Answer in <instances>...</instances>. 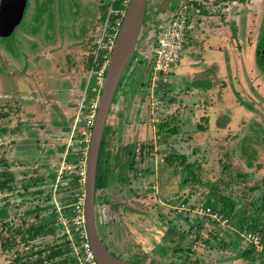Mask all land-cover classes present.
Wrapping results in <instances>:
<instances>
[{
  "label": "rangeland",
  "instance_id": "1",
  "mask_svg": "<svg viewBox=\"0 0 264 264\" xmlns=\"http://www.w3.org/2000/svg\"><path fill=\"white\" fill-rule=\"evenodd\" d=\"M47 1L49 7L45 9L39 7L37 11L30 9V5H28L29 8L26 9L23 21L17 27L13 37H0V44L6 50L16 48L21 52V55L19 54L16 57L12 53L4 52L0 57V61L8 65V69L5 68L4 77L0 79V87H5V91H3L7 95L4 101H0L2 104L0 105V113L3 114V120L4 118L6 120L3 122L1 119L0 122L7 124L10 128H14L19 123V127L22 128L16 134L9 135L8 151L6 149V153L2 150V153L0 150V155L7 156L9 160L17 154L20 150L19 147L32 145L41 148L40 154L39 150L34 151V153L41 155L39 160V157L31 158L30 156L20 159L17 155V159L26 161V164L19 163L20 172L15 174L17 181L13 185L14 189L20 186V189L25 192L23 199L17 200L15 204L11 200L7 202L0 201V207L7 206L9 215L6 219H9L10 224L8 231H3V234L0 233L3 237H10L16 231L14 236L17 235V239H21V235L17 233V230L22 227L26 217L25 211L28 209L37 205L46 208V210L42 209L44 212L39 213V218H36L34 214L28 218L32 223L36 221L35 219H42L53 213L56 206L52 192L54 184L52 176L58 173L60 163L65 155V153H62L61 147H71L74 153L85 149L81 143V140H83L82 128L76 126L75 129L74 122H72L68 125V131H64V125L60 122L63 117L68 121L75 116L77 99L81 96L80 84L87 75L85 60L87 54L91 53L94 42V40L86 42V37H89L90 34L94 37L101 27L103 20H100L99 5L102 1ZM106 1L103 0V2ZM174 1L177 0H153L150 2V4L154 3V7L148 4L145 29L146 25H148L147 29L150 28V30L156 28L159 23V18L156 17H159L158 15L163 6L165 5L164 10L168 8L173 10V8H176L172 3ZM215 1H207L206 5L209 6L210 10H223L225 12V9L230 8V14L226 13L229 20H221L224 14L218 18L219 25L224 24L229 27L230 22L234 21L238 26L237 30L242 35L238 36L235 41L233 40V44L228 43L227 45L226 52L231 57L226 56V60H223V64L227 62L225 65L227 67L226 70L223 69L224 73L220 76L226 78V80H220V77L215 80L216 87L212 89L214 91L212 96L206 90L208 84L202 83L201 88L191 87L196 83L199 84L196 79L210 77V74L208 75L210 68L207 69L208 65L204 63V60L197 59V55L191 57L189 63L186 66L184 65L185 68L189 69L188 73L176 74L174 79H171V86L167 88L164 86L157 92L158 96L164 93L161 99L163 102L159 105L160 120L153 117L152 107L149 101L146 100L148 95H145L140 84L135 96L130 95L129 91L132 88L130 86L127 89L129 92L128 97H126V90L123 86L118 88L115 96V101H123L120 106H125L123 110L125 122L122 125L123 137L121 139L119 131L115 133L117 119L112 117L110 124L114 128L111 132L109 147L113 149L114 153L118 154L120 147L125 143L134 144L137 142L135 144L138 145L144 142L145 144H153L151 146L152 154L145 158V162H141L140 165L142 168L148 167L149 172L139 174L136 179V182H140L142 185L141 189H138L140 194H131L137 199L132 208L141 212L135 216L132 214L131 217H128L130 214L127 212V216L123 217L120 223H114L115 225L108 230V239L106 236L107 230L102 226L98 217L99 232L103 241L120 258L140 264H186L184 262L185 254L182 251L176 252L172 248L174 242L170 243L167 239L166 251L161 252V248L156 242L145 241L148 245V248H146L145 242L143 243L140 237L143 236V228L151 230V227H155L154 229L160 234L159 231L168 226L167 220L171 221L170 219L174 215V206L177 204L175 202L177 199L172 198L178 197V201H180L188 197L189 193L194 192L192 185H181L184 177L181 173L183 165H180L176 172L175 168L166 166V163L162 160L166 155L174 152L186 155L188 162L200 163L204 177L212 181H217L222 175L223 168H227V173L230 170H235L236 173L239 172L244 177L245 181L253 178L258 184H261L262 175H264V70L261 71L256 61V49L259 39L260 45L264 42V12L261 14L262 21L259 27L261 37H259L257 34L258 15L256 11L257 8L263 7L264 0H242L239 5L233 3L229 6H227L228 2L220 3V1V5L216 6L213 4ZM30 2L31 0H29V4ZM169 3L171 4L169 5ZM108 9L106 12H108ZM29 15L35 16L28 18ZM214 17L213 14H209L208 21L214 19ZM37 22L40 23L38 27H36ZM198 24L199 21L196 25ZM45 25L49 28L40 30L39 38L30 37L29 35V39L22 35L14 38L18 32H21L20 30L29 31L35 28L39 29ZM210 25L209 28L214 26L211 23ZM246 28H250L249 34L246 32ZM202 32L203 30L198 34ZM145 35L146 33L142 37H145ZM140 48L141 46H139V50L143 49L144 46ZM1 51H4V49L2 48ZM141 52L143 53V50ZM190 52L192 53L193 50H190ZM46 55H48V59ZM184 58H186V55L183 56ZM141 65H144L143 62L136 67L131 79L135 78ZM23 67L26 68L25 72L21 71ZM141 70L140 81L149 74L148 70L145 75L146 65L143 68L141 67ZM181 70L182 68H180ZM20 72L25 76L23 78L25 80V91H33L36 97L37 92L35 90L38 91L39 87H43L41 91L45 90L43 92L45 96L40 95V97H43V101L29 99L22 101L17 98L16 77L20 76ZM6 79L7 82L10 81L9 86ZM131 86H135L133 81ZM200 89L201 91H199ZM0 92L2 91L0 90ZM125 97L128 99H126L127 101H125ZM73 102L76 104L73 105ZM174 127L177 128L176 132L171 131ZM30 133L32 135H28ZM31 148L28 147L29 150ZM46 151H52V153L50 152L51 154L46 156ZM251 162L254 163L253 166H250ZM118 171L121 172V169ZM225 176L229 178L228 174ZM36 177H39L36 181L31 180ZM22 183H28L29 187H25L23 190ZM152 185H157L160 193L156 191V188L153 187L152 189ZM146 186H149V188L145 189ZM115 188L116 186L113 191H117ZM201 190L191 195L189 203H199L205 200V189ZM77 191L78 189L69 183V185L58 191L56 195L58 202L60 204L70 202ZM109 191L111 192L112 189L110 188ZM226 194H231V197L245 202L236 185L232 186L231 190H227ZM113 198L119 199L115 197V194H113ZM21 202L22 206L20 208L16 206ZM191 206L187 204L189 210L192 209ZM40 214L46 216L40 217ZM251 215L250 220L255 218V211H252ZM241 223L236 218L229 225L240 230L242 229ZM242 224L247 226V223ZM208 227L210 228V225ZM186 228H177L178 234L176 237L182 240V245L185 244L184 246L192 248L190 257L194 262H187V264H196L197 262L198 264H261L264 261L262 258L264 252H262V255L256 254V256L254 255L248 259L244 257L242 251L248 254H254L255 251L248 248L243 240H240L235 233L230 232L222 225L211 227L213 230L217 228L220 233L222 232V235L218 231H215L214 235L209 232L211 229L203 226L198 228V234L194 232L189 235L185 231ZM112 231H116L120 235L125 234L126 231L127 234L121 240L119 237H115ZM181 234L184 235V238ZM216 234L220 235V238L218 236L215 240ZM62 235V230H57L54 235L30 240L27 247L35 251L42 250L46 246L51 247L65 241ZM221 237L225 239L226 244L221 240ZM231 242L235 244L233 245ZM23 244L24 242L21 243L20 249H25ZM117 247L121 248V251L130 247L134 251L138 252L139 250L142 252L135 256V253L130 250L121 253ZM14 251L4 250L1 246L0 264H11L14 259ZM131 255L133 256L131 257ZM180 255L182 256L179 257ZM253 257L254 260H250ZM46 264L52 263L47 262Z\"/></svg>",
  "mask_w": 264,
  "mask_h": 264
},
{
  "label": "flooded vegetation",
  "instance_id": "2",
  "mask_svg": "<svg viewBox=\"0 0 264 264\" xmlns=\"http://www.w3.org/2000/svg\"><path fill=\"white\" fill-rule=\"evenodd\" d=\"M100 1L103 2V0H100ZM152 1L153 0H149L148 4H150V2H152ZM207 1H209V0H177V1H174L172 3L176 7L175 9L173 8V10H170L168 8L167 10H164L165 5L163 6L162 10L160 9L161 12L158 15L159 17H156V18H159V20H158L159 23L157 24L156 28H151V30H150V28L147 29L148 25H146V29H145V24H144L142 35L146 33L147 36L145 35V37H144L145 40L150 38V39H152V42L150 45V51L148 52V53H151V56H150V59L148 60V62L146 64V70H145V75H146V72L148 70H149V72H148L149 74L147 77L142 79V81L140 82V85H141V89L144 90L145 95H148L147 96L148 99H146V100L149 101L150 105H151L150 70L152 68L153 61H154L155 50L157 47V39H158V36L160 35V33L164 30V28L167 26L169 21L172 19V16L174 14L178 13V11L181 8H183V6H185V4L189 5L190 11L192 12L191 18L195 24L193 30H191L190 32H193L195 30H197V32H198V30L201 27V22L202 21L208 22V15L209 14H213L215 16L214 19H211V22L217 21L219 23L218 18L222 17L224 14L225 15L223 16V18L221 20L222 21H224L226 19L229 20V16L226 15V13L230 14V11H229L230 8L225 9V12L223 10L222 11L221 10H217V11L210 10L209 6L206 5ZM219 1H220V3L228 2L227 6H229L233 3H235L236 5H239L242 2V0H218V1L216 0L215 2H213V4L218 6V5H220ZM10 2H11V0H0V24L2 23V18L4 17L3 16L4 8H8L7 5H10L11 4ZM170 4L171 3H169V5ZM28 5H30L29 6L30 9H32L34 11L39 10L38 9L39 7H42L44 9L46 7H49L47 0H31L30 4H29V0H27L24 15L26 13V9H27ZM150 5H152V7H154V3H152ZM200 5H203V7L205 9L198 10L199 9L198 6H200ZM197 11L201 12L202 13L201 16L202 15L203 16L198 17V20L194 21V15L198 13ZM100 12L101 11L99 9V13ZM262 12H264V5L262 8H260V7L257 8V11H256V13L258 15L257 16V22H258L257 34L259 37H261L259 35V27L261 26V21H262L261 20V14H262ZM152 14L154 15V13H152ZM153 15H152V17L154 18ZM34 16L35 15H33V16L29 15L28 18L34 17ZM23 18H24V16H23ZM22 21H23V19H22ZM22 21L16 26L15 30L10 35H3V34H1L2 32H0V37L1 38H8V37L11 38V36L13 37V34L15 33L17 27L22 23ZM198 21H199V24L196 25L198 23ZM146 22L147 21L145 20V23ZM39 25H40V23L37 22L36 27H38ZM54 27H55V25L53 26V28ZM48 28L49 27L47 25H45V26H41L39 29L35 28V29L29 30V31L20 30L21 32H18L14 36V38H16L18 35H20V36L22 35L23 37L26 36L25 38H27V39H29L30 37L39 38V31L42 29H48ZM237 28H238V26H237V24L234 23V21L230 22L229 27H226V25H224V29L222 27L223 30L221 31V33L225 35V37H226L225 39H226L227 43H232L233 40L235 41L238 38V36L240 37V35H242L241 33H239ZM249 31H250V28H246V32L248 34H249ZM28 35L30 37H28ZM187 35H186V37H187ZM95 37H96V35L94 37H92V35L90 34L89 37H86V42L87 41L91 42L92 40L95 39ZM139 40L140 41L137 44L136 49L134 51V54L132 56L134 61L138 62L137 66L142 64V62L144 61L145 56H146L145 51H146V48L148 47L146 45L145 41L142 40V36L140 37ZM185 42H186V40H185ZM34 45H36V44L34 43ZM139 46H141V48L144 46L143 53L141 52V50H142L141 48H140L141 50L138 49ZM259 46H260V39H259V42L257 43V49ZM2 48L4 49V51H1ZM185 48H186V45H185ZM257 49H256V61H257ZM226 50H227V48H226ZM136 51H138V52H136ZM4 52L12 53V55H14L15 57L18 56L19 54L21 55V52L19 50H16V48H11V49L8 48L6 50L4 48V46L2 44H0V57H2ZM229 56L231 57V55H229ZM181 57H182V55H181ZM46 58L47 59L49 58L48 55H46ZM179 61H180V59H179ZM228 66H229V63H228ZM5 68L8 69V65H6V63H3L0 61V79L2 77H4V75H5ZM25 69L26 68L23 67V69L21 71L25 72ZM260 69H261V71L264 70L261 67H260ZM263 73H264V71H263ZM23 78H25V76L23 74H21V72H20V76L16 77L17 93H18L17 98L22 100V101L25 99H29L32 101H43V97H40V95L45 96V93H43L45 90L41 91V89L43 87H39L38 91L35 90L37 92L36 97L39 96L38 98H36L33 94V91H31V90L25 91L24 90L25 80ZM36 81L38 82V80H36ZM6 83L8 86L10 85V81L7 82V79H6ZM34 83H35V85H37L35 81H34ZM169 83H171L170 72H169L168 80H167L166 84H169ZM14 84H15V82H14ZM38 84H39V82H38ZM7 85H6V87H7ZM191 87L201 88L200 84H197V83ZM206 87H207L206 90H208L212 96V94L214 92V91H212V89H215V88H213V86H211V84H210V86H206ZM4 89H5V87H0V90L2 91V92H0V101H4L5 100L4 98H6V96H7L4 93V91H5ZM126 97H128L127 94H126ZM126 97L124 98L125 101L128 100ZM122 102L123 101L117 102L114 99L113 109L110 113V117H109V120H108V123L106 126V130H105L103 142H102V145H104L105 150H103V151L100 150L99 163H98L97 190H96V217H97V224H98V217H99L100 223L107 230V234H106L107 239H108V234H109L108 230H110V228L113 225H115L114 223H117V222L120 223V221L123 220V217L127 216V212H129V214H130V216H128V217H131L132 214H133V216L138 215L141 212V211L138 212L137 209L132 208V206L134 204H136L135 201H137V199H135L131 194L132 193H134L135 195L140 194L138 189H141L142 185L140 182H136V179H137V176H139V174L141 175V174H146L147 172H149L148 167L142 168V167H140V165H141V162H145V160H146L145 158H148L152 154V152H151L152 147L151 146H153V144H151V143L145 144L144 142L139 143L138 145L135 144L137 142H135L134 144L133 143H127V144L125 143V145L120 147L121 149L118 152V154L116 152L114 153L113 149H111L109 147L110 146V140H111V132L113 131V128H114V126L110 124L112 117L113 118L116 117V119H117L116 125H115V128H117V129H116L115 133H117L119 131L118 133L121 134L120 138L122 139V137H123L122 125L125 122V114H123V110H124L125 106L124 107L120 106V104ZM0 105H2V104L0 103ZM249 111H250V108H249ZM249 111L247 110V112H249ZM160 117H158L157 119L160 120ZM1 119L3 120V114L2 113H0V120ZM5 120L6 119L4 118L3 122ZM3 122H0V150H1V152H2V150H4V152H5L7 147L9 146L8 145L9 144V142H8L9 135L16 134V132H18V131H20V129H22L19 127V123L14 128H10L7 124H4ZM176 131H177V128H176ZM113 136H114V134H113ZM7 151H8V149H7ZM7 151H6V153H7ZM17 155L19 156L20 159H23L27 156V154L21 150H19L17 152V154L14 155L13 159H9V160H8L7 156L0 155V173H2V172L3 173H9L11 175L10 177H12V180H13L10 183L12 188L8 187V188L0 191V201L3 200L4 202H7L8 200H11L12 202L14 201L13 204H15V202L17 200H22L23 194L25 192V191H22L20 189L21 188L20 186L17 189H14L15 187L13 185L14 182L17 181V179L15 178V174L12 176V173H14L20 169L19 163L24 164V162H26V161H19L17 159ZM27 162H28V160H27ZM253 165H254V163L252 162V164L250 166H253ZM261 168H263V167H261ZM116 169H117V171H116ZM120 169H121V172L118 171ZM55 176H56V173H55ZM29 178H32V177H29ZM38 178L39 177H36L34 179H31V180L36 181ZM0 181H2V180H0ZM98 182L100 185H98ZM25 185H28V183H22L21 184L23 190L25 188L24 187ZM115 186H116L115 190H117V191H113ZM153 187L156 188V191H158L157 185L156 186L152 185V189H153ZM110 188L112 189L113 193H112V191L111 192L109 191ZM147 188H149V186H146L145 189H147ZM158 192L160 193V189ZM113 194H115V197L119 198V199L118 200L114 199ZM110 195H111V197H110ZM174 198L177 199L175 201V202H177L178 197H173L172 199H174ZM172 199H170V200H172ZM21 204H22V202L16 206H18L20 208L22 206ZM176 205L174 206V215H172V218L170 219L171 221L167 220L168 226L165 229L159 231L160 234L158 233L157 230L154 229L155 227H151V230H147L146 228H143V230H142L143 236H140V237H141V241L143 243L145 241L146 242L148 241L150 243L156 242L157 245L161 248V252L166 251L165 245L167 244L166 243L167 239L169 240L170 243L174 242L175 244L172 248L176 252L182 251L183 254H185L184 262H186V264H187V262L193 261V259L190 257V255L192 254V248L184 246L185 244L182 245L183 244L182 240H179V238L176 237V235L178 234L177 228L187 227L185 231L187 234L190 235L194 232L196 234H198V228L201 226H203L204 228L206 227L208 229L209 228L208 226L210 225L209 229L212 230L211 227H214L215 225L213 226V224H211V222L208 220V218H204V216L194 217L192 215H185L183 213H180L178 210V206H176ZM176 207H177V209H176ZM119 209H123V211H119ZM142 212H145V211H142ZM8 215L9 214H8L7 206L0 207V228H1L0 233L1 234H3V231H8L10 229L9 219H6L8 217ZM145 215H147V214L145 213ZM199 219H203L202 222H198ZM112 230H113V228H112ZM211 230H209V232H211ZM112 232H113V235L115 237H119L121 240L124 239L123 237H125L127 234L126 231H125V234L122 233L121 235L119 233H117L116 231L115 232L112 231ZM235 234L237 235V237L240 238V240H243V242L247 244L248 248L252 247V245L250 243H248L243 238L242 235H240L237 232H235ZM181 236H182V238H184V235L181 234ZM10 237H3L0 235V247L2 246V248H3V243H5V241H7L6 239L10 238ZM16 237H17V235H16ZM196 238H197V236H196ZM17 241H18V243H20V247H21L22 241L20 239H17ZM146 242H145V245L147 248L148 245ZM231 244L234 245L235 243L231 242ZM23 245L25 246V244H23ZM20 247H16L13 249V250H15L14 251L15 252L14 258L16 256V250L21 252L22 254L25 253V251L31 250L27 246H25V249H20ZM118 249H120L119 251H121V248H118ZM128 250L135 253L134 254L135 256H137L138 253L142 252L139 250H138V252L134 251L133 248L128 247V248L123 249L121 251V253H125ZM7 251H11V250H7ZM241 253L242 254L244 253L243 256L246 257L247 259L249 257L254 256V255L256 256V254L257 255L263 254V253H259L256 251L254 254H250V253L248 254L247 252H244V251H242ZM114 255H116V254H114ZM132 256L133 255H131V257ZM181 256L182 255H180L179 257H181ZM262 258L264 259V255ZM126 260H128V259H126ZM250 260H254V257ZM13 261H14V259L11 261V264H13ZM129 261H131V260H129ZM251 262H253V261H251ZM190 264H192V263H190ZM196 264H198V262ZM261 264H264V261H262Z\"/></svg>",
  "mask_w": 264,
  "mask_h": 264
},
{
  "label": "built area",
  "instance_id": "3",
  "mask_svg": "<svg viewBox=\"0 0 264 264\" xmlns=\"http://www.w3.org/2000/svg\"><path fill=\"white\" fill-rule=\"evenodd\" d=\"M114 1V0H112ZM130 0H123V6L116 8L112 4L108 7L104 21L94 39L92 47L91 66L88 71L86 89L78 100L76 106L77 120H83L84 129L82 146L83 151H78L74 159L69 160V151L62 158L60 168L53 184V197L55 200V224L57 230H62L63 237L70 245L71 256L77 264H99L92 245L89 241L86 226V183L88 148L95 124L101 91L105 82L110 56L117 41V37L127 12ZM198 12V11H197ZM192 12L189 5L185 4L174 19L164 28L157 39V47L152 68L150 70L151 107L153 117H160L159 105L162 96L157 91L167 83L171 69L177 64L185 50L186 35L193 30ZM91 90V91H90ZM154 107V108H153ZM74 182L78 189L73 195V200L60 204L57 193L64 186ZM180 213H189L194 217L210 216L220 222L224 227H229V219L210 207L189 210L184 204L178 207ZM232 229V228H231ZM237 233L252 245L254 251L264 252V243L260 232L257 230L243 229Z\"/></svg>",
  "mask_w": 264,
  "mask_h": 264
},
{
  "label": "trees",
  "instance_id": "4",
  "mask_svg": "<svg viewBox=\"0 0 264 264\" xmlns=\"http://www.w3.org/2000/svg\"><path fill=\"white\" fill-rule=\"evenodd\" d=\"M123 0H107L106 2H101L99 5L100 9V20L105 19L106 11L110 4H112L116 8H121L123 6ZM92 60V54L88 53L87 58L85 60V66L88 69ZM135 63V64H134ZM138 62H135L132 58L126 72L122 78V81L120 83V86H123L126 90V94H129L128 88L131 86L132 79L131 75L133 74L134 70L137 67ZM167 85V86H166ZM166 88L168 86H171L170 84H166ZM119 86V87H120ZM162 85V87H164ZM161 90V89H160ZM159 90V91H160ZM157 91V92H159ZM83 124V123H81ZM165 126L164 124L162 125ZM83 127V125H82ZM171 131L176 132V127L172 128ZM104 145L101 147V151L105 150ZM76 154V153H74ZM73 155H69L68 159H73ZM164 163H166V166L175 168V171L177 172L178 167L180 165H183V168L181 170V173L183 174V180L181 185L188 186L192 185V189L194 192L199 191L200 189H205L204 194L206 195V198L204 201H200L199 203H189V200L191 199V195L194 192L189 193L188 197H185L184 199H181L180 201H177V204H190L191 207H198V205H203L205 208L212 207L213 211L219 210L221 213H223L224 216H227L231 221L238 218L240 222L247 223V226L245 224L241 223V228L244 229L245 227L252 230H257L260 232V235L262 237V240L264 242V175H262V181L261 184H258L253 178L247 179L245 181L244 177H242L239 172L236 173L235 170H230L228 173L227 168H223L222 175L219 177L217 181H212L208 178L204 177L203 168L200 163H190L188 162V157L186 155H181L178 153L169 154L165 157ZM252 164V162H251ZM250 164V165H251ZM226 174L229 175V178L225 176ZM9 173H0V191L4 190L6 188H12L11 182L12 177ZM55 175L53 176V181L55 180ZM99 181V180H98ZM71 184H74V182H71ZM98 185L99 182H98ZM237 186L239 193L241 194V197L243 198V201H239V199H235L231 197L230 195L226 194L227 190H231L232 186ZM24 187H29L28 185H25ZM236 188V187H235ZM201 190V191H202ZM238 192V191H237ZM259 192V193H257ZM42 209L46 210L45 207L40 208L38 205L35 208L28 209L25 213L24 223L22 227L17 230V233L21 235V241L24 242L25 246L29 245L30 240L36 239L38 237H43V235L52 232L55 234L58 227L55 224V215H49L48 217L51 218H40L35 219L38 220L37 222H30L28 218L30 215L34 214L36 218H39L38 212H41ZM252 211H255V218L251 219V213ZM46 216V215H44ZM48 218V220H47ZM40 220V221H39ZM47 222L45 223V221ZM203 219H199L198 222H202ZM250 220V221H249ZM209 221L213 223L216 227L221 226L220 222H217L216 220H213L212 218H209ZM55 225V226H53ZM227 229H230L229 227H226ZM215 231L219 230L215 228L212 229L211 232L215 235ZM231 231V230H230ZM16 234V231L13 233V235L10 238H7L5 243H3V249L4 250H13L16 247H20V243L17 241V237L14 236ZM18 234V235H19ZM222 235V234H221ZM14 236V237H13ZM220 238V235L216 234V238ZM214 239V236H213ZM221 240L225 244V239L221 237ZM31 250L25 251V253H21L16 250V256L14 258L13 264H46L47 262H51L52 264H77L76 259L71 256V250L70 245L67 241L54 244L51 247L46 246L42 250L35 251L34 249L30 248ZM193 262V261H192Z\"/></svg>",
  "mask_w": 264,
  "mask_h": 264
},
{
  "label": "water",
  "instance_id": "5",
  "mask_svg": "<svg viewBox=\"0 0 264 264\" xmlns=\"http://www.w3.org/2000/svg\"><path fill=\"white\" fill-rule=\"evenodd\" d=\"M148 1L149 0H130L117 41L110 56V62L101 91L96 120L92 129V135L88 148L85 205L86 226L89 241L99 264H140L114 255V253L103 241L99 232L96 217V190L99 155L104 133L110 113L113 109L114 99L118 92V88L132 59L136 46L140 41L139 39L142 36L148 10ZM10 3V5H7L8 8H4V17L2 18V23L0 24V32H2L1 34L3 35H10L15 30L16 26L22 21L27 0H11ZM175 15L176 14L172 16V19L166 27H168ZM142 40H144L148 46L145 51L146 56L143 61L144 65H141L143 68L151 56V53L148 52L150 51L152 39L149 38L145 40L143 36ZM257 63L262 69H264V43L257 49ZM141 67L135 78L132 79L135 86H132L130 90L131 96L136 95L138 86L141 82ZM119 211H123V209H119Z\"/></svg>",
  "mask_w": 264,
  "mask_h": 264
},
{
  "label": "crops",
  "instance_id": "6",
  "mask_svg": "<svg viewBox=\"0 0 264 264\" xmlns=\"http://www.w3.org/2000/svg\"><path fill=\"white\" fill-rule=\"evenodd\" d=\"M198 8H199L198 10L205 9L203 7V5L198 6ZM201 14H202L201 12H198L197 14H195L194 15V21L195 20H198V17H202L203 15L201 16ZM209 22L214 25L212 28H209L211 26ZM221 27H223V29H224V24L223 25H219L218 22H211V20L209 19L208 22H204V21L201 22V27L198 30V32H197V30H195L193 32H189V34L186 37V42H185L186 48H185V50H184V52L182 54V57L180 58V61L170 71L171 79H174V77L176 76V74L177 75L180 74V73L182 74V72L184 74L188 73V70L189 69L188 68H185V66L189 63V60L191 59V57H194L195 55H197L196 58L197 59L204 60V63H206V65H208V68L207 69L210 68V71H208V75L210 74V77H206V78L204 77L202 79H196V80L198 81V83L200 85L202 83H204L206 85L208 84V86H210V84H211L213 86V88L216 87L215 80L217 78H219L220 76H222V74L224 73L223 72V69L225 68V70H226V67H227V66H225L226 63L223 64V60H226V56H229L230 55V54H228L226 52V48H227L228 43H227V41L225 39L226 38L225 35L221 33V31L223 30V29H221ZM201 30H203V32L201 34H198ZM190 50H193V52L191 53ZM185 55H186V58L183 59V56L185 57ZM184 63H186V64H184ZM90 66H91V64H90ZM90 66L87 69V75H86L85 79L82 80V82L80 84V92H81V95L83 94V92L86 89L88 71L90 69ZM209 66H212V67H209ZM180 68H182L181 71H180ZM222 79L226 80V78H221L220 77V80H222ZM187 84L189 85L188 82H187ZM172 88H173V86L171 87V89ZM199 91H201V89ZM159 95L164 96V93H161ZM127 96H128V94H127ZM80 97H79V99H80ZM79 99H77V101ZM72 104L74 105L76 103L73 102ZM72 122H74L75 129H76V126H80L82 129H84V124H81V123H83V120H80L78 122L76 113H75V116L72 119L68 120V121H66V118L63 117V119L61 120L60 123L62 125H64L63 126V129H65L64 131H68L67 130L68 129V125H70ZM82 125H83V127H82ZM28 135H32V133H30ZM28 147H32L31 150H29ZM19 148H20L21 151L25 152L27 154V156H30L31 158L32 157H39L38 160L41 159L40 158L41 155H39L41 153L40 146L34 147L32 145H26V146L19 147ZM35 150L36 151L39 150L38 151L39 154L34 153ZM61 151H62V153H66L67 151H70V154L73 155V156H76L77 153H78L77 152L76 154H74L72 148L71 147H68V146L61 147ZM50 152L52 153V151H46L45 152V155L48 156L49 154H51ZM165 157L162 159L163 161H164ZM24 163L26 164V162H24ZM18 172H20V169L18 171H16V172L12 173V176L14 174L18 173ZM53 176H52V178H53ZM38 193H40V192L38 191ZM67 202H69V201H67ZM181 205L182 204H178L176 206L179 207ZM184 205L187 207V204H184ZM38 206L40 208L43 207L41 205H38ZM35 207H33V208H35ZM201 207L205 208L203 205H201V206L198 205V207H195V208L192 207L191 210L198 209V208H201ZM210 208L212 209V207H210ZM176 209H177V207H176ZM212 211H213V209H212ZM26 212H27V210L25 211V213ZM42 212H44V211H42ZM214 212H218V213H220V214L223 215V213H221L219 210L214 211ZM39 213L40 212H38L37 214H39ZM49 215H53V214L50 213V214L47 215V217ZM185 215H190V213H186ZM40 217H44V216L40 214ZM224 217L228 218L227 216H224ZM44 218H46V217H44ZM48 218H51V217H48ZM48 218H47V220H48ZM204 218H208V220H209V218H212V217H210V216H204ZM47 220L45 221V223L47 222ZM37 221L38 220H36L35 222H37ZM229 223H230V219H229ZM53 226H55V225H53ZM244 229H248V228H244ZM230 230H231L232 233H235V232L238 231L237 229L231 227V225H230ZM242 230L243 229H240V231H242ZM250 230H252V229H250ZM50 235H54V233L49 232V233H47V234H45L43 236H50ZM251 249H253V248L251 247ZM162 252H165V251H162Z\"/></svg>",
  "mask_w": 264,
  "mask_h": 264
}]
</instances>
